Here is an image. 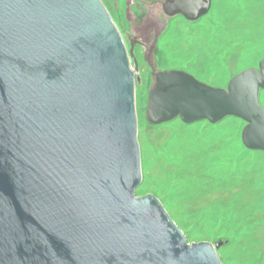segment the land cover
I'll return each mask as SVG.
<instances>
[{
  "label": "water",
  "instance_id": "water-1",
  "mask_svg": "<svg viewBox=\"0 0 264 264\" xmlns=\"http://www.w3.org/2000/svg\"><path fill=\"white\" fill-rule=\"evenodd\" d=\"M162 1L138 13L127 48L101 0H0V264H221L224 241L189 243L154 194H135L134 47L151 69L150 124L234 116L244 146L263 152L264 58L227 87L160 67L170 18L212 6Z\"/></svg>",
  "mask_w": 264,
  "mask_h": 264
},
{
  "label": "rangeland",
  "instance_id": "rangeland-1",
  "mask_svg": "<svg viewBox=\"0 0 264 264\" xmlns=\"http://www.w3.org/2000/svg\"><path fill=\"white\" fill-rule=\"evenodd\" d=\"M129 48L125 2L101 0ZM140 84L136 113L140 146L137 196L154 194L189 243H224L221 264H264V152L241 140L246 124L229 116L217 123L186 124L180 118L154 125L146 120L151 69L134 48ZM157 64L190 72L215 87L264 58V0H212L196 22L175 17L159 38ZM259 99L264 106V89Z\"/></svg>",
  "mask_w": 264,
  "mask_h": 264
},
{
  "label": "flooded vegetation",
  "instance_id": "flooded-vegetation-1",
  "mask_svg": "<svg viewBox=\"0 0 264 264\" xmlns=\"http://www.w3.org/2000/svg\"><path fill=\"white\" fill-rule=\"evenodd\" d=\"M114 1H115L114 2L115 9H117V10L121 9L120 6H119V0H114ZM124 2H125V8H124L125 9V14L124 15H125V20H126V22L128 24V29L129 30L132 27L133 28L134 27L136 28V27H139V25L143 24L146 16H144L139 21H136L135 20V18L137 17V15H138L139 12H143V11L146 12V11H148L150 9L157 10V12H158V11H160L162 9V4H163V1L162 0H124ZM149 7H150V9H149ZM178 16L184 18L182 15L179 14V15H176V16L170 18L169 22L171 21V19H173L175 17H178ZM184 19L187 20L186 18H184ZM198 20H196V21H198ZM187 21H189V22H196V21H190V20H187ZM168 26H169V24H168ZM163 34H164V32H163ZM158 42H159V40H158ZM136 46L137 47H140V45H136Z\"/></svg>",
  "mask_w": 264,
  "mask_h": 264
},
{
  "label": "bare ground",
  "instance_id": "bare-ground-1",
  "mask_svg": "<svg viewBox=\"0 0 264 264\" xmlns=\"http://www.w3.org/2000/svg\"><path fill=\"white\" fill-rule=\"evenodd\" d=\"M264 206V205H263Z\"/></svg>",
  "mask_w": 264,
  "mask_h": 264
}]
</instances>
